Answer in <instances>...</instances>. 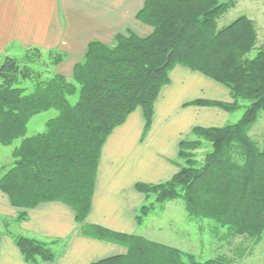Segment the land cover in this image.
Listing matches in <instances>:
<instances>
[{"label":"trees","instance_id":"1","mask_svg":"<svg viewBox=\"0 0 264 264\" xmlns=\"http://www.w3.org/2000/svg\"><path fill=\"white\" fill-rule=\"evenodd\" d=\"M237 3L144 0L135 20L149 34L117 33L112 45L89 42L71 79L62 74L43 78L32 68L30 51L22 60L6 57L0 66V146L10 147L18 140L20 144L13 149L11 166L0 176V190L20 209L17 220L26 221L27 211L43 203L71 207L81 235L126 250L91 264H235L228 256L201 261L143 236L87 222L109 137L140 109L144 140L161 90L170 84L171 72L182 66L223 85L233 98L232 103L199 98L185 106L234 112L241 101L250 105L234 124L194 127V138L180 142V162L175 163L179 171L171 179L137 184L146 199L136 212L137 225H143L157 205L180 199L190 219L214 222L229 236H247L257 245L264 234V143L260 147L249 132L264 112V49L250 57L258 47L252 19L242 16L219 26V19ZM51 54L53 65L63 62V54ZM22 81H31L32 91L22 87ZM51 109L58 115L46 123V131L28 137L30 120ZM206 143L211 150L199 166L197 151ZM14 240L26 263H55L52 244L25 236ZM247 253L244 250L243 257Z\"/></svg>","mask_w":264,"mask_h":264},{"label":"crops","instance_id":"2","mask_svg":"<svg viewBox=\"0 0 264 264\" xmlns=\"http://www.w3.org/2000/svg\"><path fill=\"white\" fill-rule=\"evenodd\" d=\"M105 1L110 4V0ZM66 2L67 0H0V66L8 54L7 51H11V48L15 47L14 45L23 51L38 47L46 51L63 52L69 59L72 57L77 59L85 55L88 43L93 40L107 44L114 43V38L110 43L104 40V37H97L99 35V30H97L83 40L82 38L78 39L77 44L71 46V40L76 41L73 39L72 33L74 32L67 25V16L64 15L63 17L61 14V9L63 5L66 6ZM143 4L144 0H130L123 7L127 8L129 5L127 12L134 20ZM113 5L111 4L114 8ZM90 7L93 10L94 6L91 5ZM94 21L100 22V19L97 18ZM137 28L142 29L138 25ZM144 31L149 34V30ZM83 42H85L83 51L78 52V44ZM178 71L183 76L186 68L179 66L175 68L171 74V83L161 90L155 104V126L153 125L154 128H151L143 143L137 138L138 134L143 133L145 124L143 112L140 109L133 113L127 122L117 128L109 137L99 165L88 223L100 225L119 233L136 234L139 227L136 222V212L146 202L145 196L137 191L136 185L140 182L154 184L159 179L167 181L179 171V167L175 164L172 165L170 162L164 161L156 163V159L150 157V149L168 148L165 143L157 142L159 137L165 134L157 128V125L161 120L160 117L164 116L170 108L174 94V88L171 89L173 74ZM227 91L226 99L222 101L232 103V95L228 89ZM191 98L193 95L180 101V108L184 107V104ZM197 109L205 110L203 108ZM207 110L209 113H214L215 116L220 117L218 120L227 118V115L232 113L218 108ZM170 124L167 125L166 129L170 128ZM196 126L201 125H189L184 131L179 130L176 133L173 141L175 142L174 149L178 153L180 142L192 135L191 131ZM122 127V130H118ZM2 147L0 146V171L8 169L12 163V153L5 154ZM137 162L141 163L143 169L145 168L149 173L144 179L143 177L138 179L139 176L135 178L136 174H133L134 170L138 169L134 167ZM156 172H161V175L158 176L159 179L154 178ZM141 175L143 176V174ZM19 212L20 209L13 207L7 195L0 190V264H28L15 243V235L52 244V249L57 255L55 263L41 264H91L126 252L122 246L81 235L77 230L74 210L63 203H43L35 209L28 210V219L23 222L15 221ZM53 240L58 241L53 244ZM242 241L244 242L243 249L249 252L252 249V241L247 237H242ZM263 243L264 235L261 241L254 246Z\"/></svg>","mask_w":264,"mask_h":264},{"label":"rangeland","instance_id":"3","mask_svg":"<svg viewBox=\"0 0 264 264\" xmlns=\"http://www.w3.org/2000/svg\"><path fill=\"white\" fill-rule=\"evenodd\" d=\"M128 1L130 2V0H110L109 4L106 3L105 0H67L66 6L64 7L63 5V8L61 9V14L63 17L64 15L67 16V25L70 26V30H73L74 32L72 33L74 35L73 39H76V41L71 40V46H75L78 39L82 38L83 40L84 38L94 34V32L97 30H99V35H97V37H104V40L110 43L112 42L113 38H115L117 33H127L128 31H133L140 36H147L148 34L144 30L147 31L149 29L135 19V21L133 20V17L127 12L129 5L127 8L123 7ZM221 1L227 2L229 0ZM111 4H114V8L111 6ZM91 5L94 6L93 10L90 7ZM242 16L252 19L257 25L258 47L250 54V57H254L258 52V48L264 49V0H238L236 7L231 9L221 19H219V26L225 27ZM97 18L100 19V22L94 21ZM137 25L142 29H138ZM112 44L113 43L109 45ZM84 45L85 42L78 44L77 51H83ZM14 46V48H11V51H7L8 54H6L5 58L16 57L22 60L26 53L30 51V54H32L31 58L34 56L32 58L34 59L32 68L40 72L43 78L50 77L54 74H62L68 79H71L74 65L80 62L84 57L81 56L77 59L72 57L69 59L65 53L57 52L64 55V60L62 62L64 64L62 65V63H60L59 65L55 66L52 64L54 56L51 53L53 51H46L38 47L23 51L20 50L18 46ZM34 49H39L41 53L34 54V51H31ZM184 74L185 75L182 76L179 71L173 74L171 89L174 88V94L170 102V108L168 111H166L164 116H162V113L160 112L162 117H160L161 120H159L157 128H159V130L165 134L159 137L157 142L165 143V146L168 145V148L162 147L164 148L162 150L150 149V157L152 159H156V163L164 161L168 163L170 162L172 165H174L176 162H180V160H178V156L177 159L175 158L178 152L174 149L175 142L173 141L177 135L176 133H178L179 130L184 131V129H187L189 125L222 127L225 125L234 124L241 119L245 110L250 105L249 101H241V107L238 110L228 114L227 118L224 117L221 120H218L220 117L215 116L214 113H209L207 110L216 107H199L195 105L185 106V103L184 107L180 108V101L187 99L188 96L193 95V98H191V100L188 102L204 97L205 99L207 97V99L222 101L226 99V92H228L223 85L198 72H194L186 68ZM21 86L26 88L28 92L32 91L33 89V83L31 81H22ZM197 108H203L205 110L200 111ZM57 115L58 111L56 109H51L33 117L28 124L27 136L30 137L45 132L46 123L49 120L57 117ZM154 118L153 125L155 126ZM168 124H170V128L166 129ZM153 125L152 127L154 128ZM144 126L142 130L143 132ZM122 129L123 127L118 130ZM249 135L258 143L260 147L263 146L264 112L260 114L257 123L252 127ZM137 138L139 141L141 140V143H143L145 140H143V133L138 134ZM188 138L193 139L194 137L190 135ZM19 144L20 140L16 141L15 144L10 147L2 148H4L5 154L8 152L11 154L13 149ZM210 150L211 145L206 143L203 148L197 151V161L199 166L204 163L205 154ZM112 153L114 157V151ZM11 160L12 162L14 161L12 155ZM137 160H139V158H137ZM134 167L138 168L133 172V174H136L135 178L139 176L138 179H141L142 177L144 179L147 177L146 175H149L148 171L145 168L143 169V165H141V163L137 162ZM6 170H1L0 176ZM141 174H143V176ZM159 175H161V172H156L154 178L159 179ZM162 182L166 181L159 179L158 182L154 184H159ZM145 184L152 183L146 182ZM152 200H154V197H152ZM17 218L15 221L20 222L17 220ZM136 235L143 236L151 241L177 248L185 253L194 255L198 260L201 261L215 259L220 256H228L229 258H233L236 264H264V243L256 247L252 243V249L249 250V252L243 257L244 249L242 246H244V242L242 241V237L246 238L247 236L232 237L229 236L227 229L217 227L214 222L208 220L201 221L190 219L187 215L184 202L180 199L169 201L165 203L164 206L157 205L156 209L144 220L143 225L138 227ZM54 241L58 240H53L52 242Z\"/></svg>","mask_w":264,"mask_h":264}]
</instances>
